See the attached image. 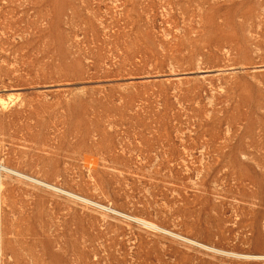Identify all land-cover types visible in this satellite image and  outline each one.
I'll list each match as a JSON object with an SVG mask.
<instances>
[{
    "label": "rangeland",
    "instance_id": "374dc122",
    "mask_svg": "<svg viewBox=\"0 0 264 264\" xmlns=\"http://www.w3.org/2000/svg\"><path fill=\"white\" fill-rule=\"evenodd\" d=\"M0 264H264V0H0Z\"/></svg>",
    "mask_w": 264,
    "mask_h": 264
},
{
    "label": "bare ground",
    "instance_id": "6f19581e",
    "mask_svg": "<svg viewBox=\"0 0 264 264\" xmlns=\"http://www.w3.org/2000/svg\"><path fill=\"white\" fill-rule=\"evenodd\" d=\"M20 175V174H19ZM41 183V182H40ZM44 185H46V184H44ZM46 186H48V185H46ZM140 223V222H139ZM146 226L147 225H149L150 226V228H153V229H158L157 227H155V226H153V225H150V224H148V223H146V222H143ZM142 224V223H141Z\"/></svg>",
    "mask_w": 264,
    "mask_h": 264
}]
</instances>
